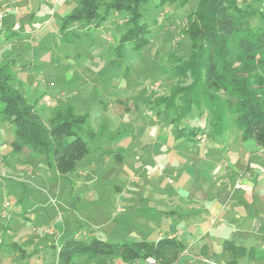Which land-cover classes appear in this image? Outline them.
I'll list each match as a JSON object with an SVG mask.
<instances>
[{"label":"rangeland","instance_id":"obj_1","mask_svg":"<svg viewBox=\"0 0 264 264\" xmlns=\"http://www.w3.org/2000/svg\"><path fill=\"white\" fill-rule=\"evenodd\" d=\"M79 1L0 0L4 16L0 19V56L12 54L13 86L35 106L43 122L48 124L53 109L72 107L86 117L92 130L107 125V134L98 140L84 137L94 150L86 164L60 176L46 157L28 147L20 155L12 153L14 128L0 124V203L4 201L0 205V240L11 243L21 239L28 259L39 255L32 248L38 240L43 248L59 245L68 237L93 236L120 244L156 241L181 233L180 239L186 242L183 235L191 219L205 214L189 211L188 202L166 193L182 184H193L192 172L215 173L217 158L207 160L202 150L207 144H221L224 139H216L223 133L231 136L239 132L234 116L218 105L207 106L202 96L193 93L190 97L185 91L172 97L176 88L187 89L192 82L176 79L174 69L193 54L187 29L199 0L165 6L160 0H147L142 5L141 23L152 26L151 43L138 53L131 44L117 50L130 27L125 13L110 10L99 24L77 23L67 28L79 34V39L66 36L63 19ZM240 5L246 12H253L247 19L249 28L264 25V0H241ZM15 24L21 31L10 36ZM180 106L191 108L181 110ZM226 126L227 131L223 128ZM201 141L205 143L195 159L191 146ZM168 158L171 168L166 165ZM256 175L259 187H264V176ZM229 177L235 179L232 174ZM175 202L180 203L177 214H167L166 209ZM244 208L245 218L237 219L238 209L233 206L223 224L219 218L213 221L206 215L209 236L214 237V230L223 227L227 239L263 251L264 232L254 235L243 230L253 221L255 207L245 204ZM17 209L22 210L17 213ZM197 252L190 249L188 254L183 253L177 264H229L206 258L190 262L185 258ZM262 255L257 254L256 262L244 259L238 264H264ZM51 258L55 262L50 251L40 256L42 263ZM74 264L88 263L77 257ZM115 264L142 263L116 260Z\"/></svg>","mask_w":264,"mask_h":264},{"label":"trees","instance_id":"obj_2","mask_svg":"<svg viewBox=\"0 0 264 264\" xmlns=\"http://www.w3.org/2000/svg\"><path fill=\"white\" fill-rule=\"evenodd\" d=\"M146 1L112 0L106 3L104 0H80L79 5L63 19L62 30L66 31L77 23L99 24L110 10L125 13L130 27L121 37L117 50L131 44L132 50L138 53L151 43L152 26L141 23V9ZM189 1L160 0V5L178 2L186 5ZM240 1L199 0L198 10L189 19L187 29L193 54L174 69L176 79L192 82L187 89L176 88L172 97L188 91L190 97L196 93L206 99L207 106L222 107L234 116V125L241 133V139L255 141L264 149V25L249 28L247 19L253 12L243 10ZM103 7L104 13L101 12ZM69 34L80 38L79 34L66 31L65 35ZM110 67H114L113 64ZM14 81L11 63L0 65V124L14 128L12 153L20 155L28 147L34 154L46 157L48 165L54 167L60 176L73 173L84 159L94 154L84 137L90 141L98 140L107 134V125H102L99 131L92 130L86 117L77 114L72 107L53 109L48 124H45L35 106L13 86ZM179 108L189 110L191 106ZM214 116L217 118L216 113ZM223 128L228 130L227 126ZM51 248L57 264H74L77 257L84 258L88 264H115L116 260L177 264L187 245L168 236L157 241L137 240L120 244L107 243L92 236L89 239L69 237ZM258 253H263L264 257V250L248 248L233 240L222 243V257L229 264H238L244 259L256 262Z\"/></svg>","mask_w":264,"mask_h":264},{"label":"crops","instance_id":"obj_3","mask_svg":"<svg viewBox=\"0 0 264 264\" xmlns=\"http://www.w3.org/2000/svg\"><path fill=\"white\" fill-rule=\"evenodd\" d=\"M20 31L15 32L14 29H12L9 34L10 36L18 35ZM8 38V40H10V37ZM10 55L0 56V65L11 63ZM227 134L228 132L223 133L222 136H218V139H216V141L224 139L221 141V144L217 142L207 144L205 145V149L202 150L207 153L205 155L207 160H210V158L214 156L217 158V171L215 173H205L202 171H200V173L192 172V177L195 180L193 184H182V187L180 188L186 189L182 190L178 188V190L166 194L170 198L176 200L182 199L185 202H188L189 211H194L197 214L204 212L205 216L208 215L213 221L219 218L220 224H223L225 220L230 217L233 206L238 209L236 218L240 219L246 217L243 212V209L245 210L244 205H251L255 207L253 211V221L245 226L243 230L254 235L263 234L264 187H259L255 177L257 176V172L264 176V149L255 141H243L240 132L236 135L232 134L231 136H228ZM202 136L204 137V135ZM197 138L198 141H200L202 137L199 136ZM12 142L13 140L10 142V147ZM202 143L205 142L201 141L200 144L191 146L196 155L195 159H197L200 154L199 151L201 150ZM221 152L223 154H221ZM218 158H220V161ZM86 161L87 159H84L79 166L84 163L86 164ZM170 162L171 159L168 158L166 165H169L171 168L172 166L170 165ZM79 166L77 168H79ZM231 174L232 176H235V179L229 177ZM2 203H0L1 206ZM179 205L180 203L175 202L170 205L169 209L167 208V211L165 212L167 214H177L176 210H178L177 207ZM21 210L22 209H17L16 212L18 213ZM205 216H198L197 218L191 219L189 222L190 226L187 228L188 231L183 235L186 240V242H183L187 245V250L184 253L188 254L190 249H198V252L194 257L187 256L185 258L190 262L191 260L200 261L199 259L203 258L215 262H223L222 243L225 240H233L238 244L237 239H227V232L223 227L214 230L215 235L210 238L209 232L211 227L206 228L207 226L204 224ZM53 235L54 233L47 234V236ZM180 236L182 237L181 233L172 234L168 237H176L180 239ZM27 241L28 240H24V242ZM4 242L5 241L0 240V264H57V257L54 250L51 248L53 244H47L43 248H40L41 245L39 240L36 241L33 244L35 247L32 248H35L34 251H36V253L39 252V255H36L37 258L35 259L33 257L28 259L27 249L21 245V239H17V241L15 240L11 243ZM2 247L5 248L3 249ZM19 248L25 250V253H21ZM200 250L202 251V254H200ZM41 251L43 252L42 254ZM49 251L52 253L55 262H53V258H51L50 261L42 263L40 256H47ZM19 260L22 262L19 263Z\"/></svg>","mask_w":264,"mask_h":264},{"label":"built area","instance_id":"obj_4","mask_svg":"<svg viewBox=\"0 0 264 264\" xmlns=\"http://www.w3.org/2000/svg\"><path fill=\"white\" fill-rule=\"evenodd\" d=\"M56 2H58L59 0H55ZM4 16L0 13V19H2ZM14 31L18 32L20 31V26L19 25H15L14 26ZM5 207H8V203H5Z\"/></svg>","mask_w":264,"mask_h":264}]
</instances>
